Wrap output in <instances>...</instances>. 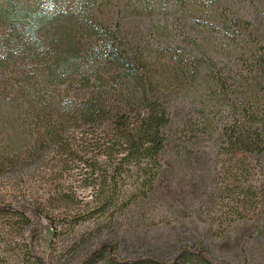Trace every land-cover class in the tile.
I'll list each match as a JSON object with an SVG mask.
<instances>
[{"label":"trees","instance_id":"1","mask_svg":"<svg viewBox=\"0 0 264 264\" xmlns=\"http://www.w3.org/2000/svg\"><path fill=\"white\" fill-rule=\"evenodd\" d=\"M110 5L0 0V173L33 166L35 176L51 153L43 167L50 178H79L88 189L83 196L51 192L57 184L38 196L28 178H2L22 200L0 205L8 216L0 264H50L41 220L54 231L55 221L112 225L150 197L168 141L171 94L180 89L196 105L185 129L191 142L216 137L218 201L208 218L230 224L247 217L245 205L256 206L247 184L264 152V49L241 46L250 22L218 0H124L126 16L151 20L152 47L130 51L106 20ZM46 207L59 210L46 216ZM16 225L30 228L27 242L5 244ZM75 264L225 263L191 242L169 256L135 257L101 243Z\"/></svg>","mask_w":264,"mask_h":264},{"label":"rangeland","instance_id":"2","mask_svg":"<svg viewBox=\"0 0 264 264\" xmlns=\"http://www.w3.org/2000/svg\"><path fill=\"white\" fill-rule=\"evenodd\" d=\"M218 1L233 16L250 22L248 30L242 31L241 46L264 49V0ZM106 20L117 25L118 34L130 51L152 47L153 41L148 35L151 20L126 16L124 0H111ZM250 82L257 91L263 85L256 74ZM190 101L184 90L171 94L168 141L153 194L133 204L112 225L80 222L70 226L64 221H55L54 231L45 220H41L42 233L47 240V263L75 264L101 243L116 246L121 257H135L143 254L169 256L182 243L201 242L225 264H264V152L259 155L258 163L253 164L247 184L253 189L256 206L245 205L247 217L230 224L210 220L209 213L213 207L216 209L214 204L218 201L220 178L214 152L216 137L212 133L209 141L202 144L191 142L185 129L196 105L193 104L191 109ZM185 146L192 149L185 152ZM50 158L51 153L43 157L35 176L33 166L21 174L7 176L0 173V205H14L22 200L21 195L11 191L12 186L2 178H28L26 182L34 187L38 196L47 192L46 186L52 189L57 184L59 187L51 192L71 189L80 196L88 192L87 188L80 186L79 178H50L43 168L49 165ZM57 210L46 207L43 214L49 216ZM7 217L0 214L3 229H7ZM17 226L10 230V236H4L5 244L10 241L25 245L30 228ZM2 245L5 246L1 243L0 247Z\"/></svg>","mask_w":264,"mask_h":264}]
</instances>
